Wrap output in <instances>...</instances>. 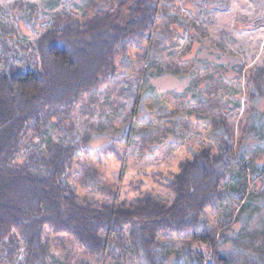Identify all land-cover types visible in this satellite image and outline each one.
<instances>
[{"label":"trees","instance_id":"16d2710c","mask_svg":"<svg viewBox=\"0 0 264 264\" xmlns=\"http://www.w3.org/2000/svg\"><path fill=\"white\" fill-rule=\"evenodd\" d=\"M112 1L91 16L52 24L31 46L0 32V264H87L72 263L68 255L51 261L50 234L70 237L103 261L115 242L122 247L125 228L145 264H160L158 239L172 236L204 247V253L186 250L180 264H264V238L249 228L259 213L246 184L257 168L246 155L253 151L247 143L237 155L233 129L222 117L211 123L214 143L180 162L165 183L167 203L150 192L130 202L102 189L96 191L101 200L81 197L70 174L81 147L40 137L47 126L71 120L68 114L84 95L117 77L121 55L136 48L146 57L142 44L152 40L160 19L178 17L173 4L160 0ZM236 73L252 103L246 126L255 116L259 124L254 131L261 145L254 148L264 149V66L246 71L239 63ZM256 171L253 177H263L264 164ZM219 213L220 223H211Z\"/></svg>","mask_w":264,"mask_h":264},{"label":"rangeland","instance_id":"374dc122","mask_svg":"<svg viewBox=\"0 0 264 264\" xmlns=\"http://www.w3.org/2000/svg\"><path fill=\"white\" fill-rule=\"evenodd\" d=\"M160 1L173 4L178 17L157 22L152 40L142 44L148 55L142 57L144 51L136 48L121 55L117 77L94 95H84L68 114L71 120L47 126L40 137L81 147L70 172L81 197L101 200L96 191L102 189L116 191L120 200L130 202L150 192L167 203L171 195L165 183L180 162L214 143L211 123L222 117L233 129L237 155L247 143L253 151L246 155L258 169L246 184L259 213L249 228L264 238V176L253 177L264 164V149L254 148L261 143L255 133L259 124L255 116L246 126L252 103L245 79L236 73L239 63L246 71L264 66V0ZM112 2L0 0V32L11 42L31 46L52 24L91 16ZM70 122L73 129L67 131ZM248 126L252 131L245 130ZM229 208L231 214L233 201ZM221 213L209 221L220 223ZM123 234L122 247L115 242L110 255L98 262L70 237L47 235L50 260L64 262L68 255L72 263L145 264L129 245L128 228ZM158 240L163 244L160 264H180L186 250L205 252L199 242L174 236ZM206 264L211 262L207 259Z\"/></svg>","mask_w":264,"mask_h":264}]
</instances>
